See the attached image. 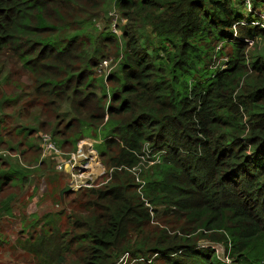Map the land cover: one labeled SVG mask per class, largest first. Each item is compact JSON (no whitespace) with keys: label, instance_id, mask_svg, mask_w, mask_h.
<instances>
[{"label":"trees","instance_id":"obj_1","mask_svg":"<svg viewBox=\"0 0 264 264\" xmlns=\"http://www.w3.org/2000/svg\"><path fill=\"white\" fill-rule=\"evenodd\" d=\"M112 3L117 23L98 30L90 15ZM238 4L0 0V117L18 118L22 134L1 117L0 146L36 163L0 153V264H114L124 252L134 264H264V28L243 23ZM114 27L123 55L107 76L98 69L120 49ZM34 111L37 124L23 123ZM104 129L111 178L61 199L70 174L58 163ZM40 171L63 180L50 204L61 208L17 215Z\"/></svg>","mask_w":264,"mask_h":264},{"label":"rangeland","instance_id":"obj_2","mask_svg":"<svg viewBox=\"0 0 264 264\" xmlns=\"http://www.w3.org/2000/svg\"><path fill=\"white\" fill-rule=\"evenodd\" d=\"M113 5V3L111 5L108 6V8L106 7L105 10H103L102 12L98 13V14H94L91 18V15H90V20L93 24V26L95 28H97L98 30H102V29H99V27L97 25L101 24L102 27H104V22H111L112 25L115 23V21H117V18L115 16H111L109 13H111L110 11V8L111 6ZM238 10L240 11V13L246 17V15L248 14V9L246 8V6L243 4H238ZM251 12V11H250ZM111 17L112 18V21L111 19L109 18ZM255 18V14L254 13H250L249 16L245 19H243V22L246 23L249 22L251 23V20ZM97 23V24H96ZM117 30H118V33L116 35H118L119 37V40H118V47H120L119 50H117V48L111 53L110 57H108L107 59H105L102 63H101V66L100 68L98 69V71H101V69L103 70L102 72H106V75L108 76V74L112 71H114L112 68L114 67L115 69L117 68V64L119 62V60L122 58V55H123V40H121V29L120 27H117ZM94 31V28H90V33H92ZM90 35H83L80 37V39L82 40V42H84V45L85 46H88L90 47L92 45V41L93 39H90ZM263 44V41H261V39L259 40V45L260 47L262 46ZM111 62V63H110ZM110 63V66H108L106 68V66ZM102 72H100L101 74H103ZM7 111V113H11V110L10 109H5ZM38 112L37 111H34L31 113V115H29V117H25V120H22L23 123H25L26 125H35L37 124V119L35 118L37 116ZM1 117L3 118V121L1 123V125L4 127H7V132L10 131L14 137H21L22 134H18L16 131H15V128L18 126V122H19V119L16 118L14 115H1ZM0 117V118H1ZM107 133V129H104L103 132L101 131L100 134L97 135V137H99V139H95L90 141L89 142H93V147L94 149H99V146L103 140V137L105 134ZM45 134V133H44ZM87 142V141H86ZM81 142L78 143V149H79V146ZM91 147V146H90ZM7 150V151H6ZM32 150H35V149H32ZM0 151H2V153H7L9 152V154H12L10 156H14V155H17L18 154V157H19V161L21 162V164H24V165H29V164H26L28 162V160L30 158L33 157V154L29 153L26 157L25 156H22V154L16 152V151H11L3 146H0ZM15 153V154H14ZM95 157V152L92 153ZM97 155L99 156V151L97 152ZM100 158V157H99ZM68 159V158H67ZM65 159V160H67ZM26 160V161H25ZM102 159L100 158V161ZM64 161V160H62ZM85 161V160H84ZM80 162H77V164H79ZM101 163L106 167V165L103 163V161H101ZM36 163L33 161L31 165H29V168H31L33 170V168H35L36 166ZM107 168V167H106ZM37 169V168H36ZM64 172L65 173H68V169L69 167L66 166V168H63ZM108 169V168H107ZM39 171V170H38ZM43 171H40V173H33V175L31 176L30 178V184L31 185H35L36 186V189L34 190V186L30 189L32 192L34 191V194L35 197H34V201L32 200V202L30 203L29 207H27V209H24L26 207V205H23L22 206V202L21 203H18V200H16L15 202V206H16V214L19 215V211L21 212H25L23 213L22 215L25 216L27 214L26 211H29V212H37L38 214L42 215L44 212L46 211H49V210H53V209H59L61 208L60 204L59 203H55L54 206L50 207V204L52 201L55 202V199L58 197V192L55 190L56 186H60L62 183H63V180L62 179H59V181L55 182V181H51V177L48 175V174H44L42 173ZM66 180H67V177H66ZM67 184V183H66ZM65 184V185H66ZM64 185V186H65ZM28 185H26L27 187ZM63 186V187H64ZM25 187V188H26ZM62 187V188H63ZM27 189V188H26ZM37 196H40V198H38ZM61 198V196H60ZM64 198V197H63ZM61 198V199H63ZM39 201V203H38ZM37 202V204H36ZM40 205L41 204V207L40 208H37L36 205ZM38 205V206H39ZM24 207V208H23ZM19 210V211H18ZM70 211V210H69ZM16 238V234H13L11 239H14ZM203 242H206L207 244L209 245H212L213 247H216V251L218 253V256L220 258H228L229 256H227L226 254V248L222 245V243H219L217 244V242L215 241H211V240H200V243L202 244ZM221 244V245H220ZM223 247L225 249H223ZM5 251L3 249H0V260L3 261V262H8L9 261V256L7 255V253L5 254L4 253ZM227 256V257H226ZM229 260V258H228ZM136 261H138V259H135V258H132L130 254H127V253H123L116 261L114 264H134Z\"/></svg>","mask_w":264,"mask_h":264},{"label":"built area","instance_id":"obj_3","mask_svg":"<svg viewBox=\"0 0 264 264\" xmlns=\"http://www.w3.org/2000/svg\"><path fill=\"white\" fill-rule=\"evenodd\" d=\"M243 1L245 3L246 8L248 9V14L246 15L245 18H247L249 16V13H254L255 18L251 22L255 25H258V26H261L264 28V7L255 8L253 6L251 0H243ZM110 11H111V13H109V14L111 16L113 15L117 18V16L115 15V11L114 10H110ZM116 23H117V21H115L113 26H115ZM243 23H245V22H243ZM246 23H247V21H246ZM97 26L100 29L101 24H99ZM114 31L116 33H118L117 27H114ZM249 43L252 44L253 42L249 41ZM225 60L227 61V58H225ZM103 62H105V61H103ZM110 63L106 66V68L108 66L112 67L110 65ZM225 67H227V64L223 62L222 68H225ZM101 71H103V70H101ZM43 137H44V140L47 141L46 142L47 148H52L55 152L60 153V150L55 146L54 143H52L50 141L51 137L49 135L43 134ZM152 150L153 149L151 148V150H149L151 153L150 152L148 153V162L151 164L155 163L157 161H160V159L158 157L160 155V153L156 152L154 154L152 152ZM88 151L89 152H87V149L84 148L83 146H79V149L72 152L67 160L60 161L57 165V168L61 169V170H64L63 168H66V166L69 167V169H68V174H70V182L69 183H70L73 190H79L81 188H89V187H93V186H99V185L106 183L111 178L110 175L113 171V168L107 169L101 163L102 160L100 161V158L97 155L98 150L94 149V147L91 145V147ZM93 152H95V163H96L95 166L92 165V161L94 159L93 154H92ZM0 153H2V151H0ZM3 154H5V153H3ZM156 155H158V156H156ZM77 162H80V163L77 164ZM134 169L137 170V168H134ZM217 244H219V243H217ZM202 245L212 246V245L207 244L206 242H203ZM214 248L217 249L216 247H214ZM223 249H225V248L223 247ZM125 253L129 254V252H124V254ZM228 258H226L227 261H229ZM223 259H225V257Z\"/></svg>","mask_w":264,"mask_h":264},{"label":"crops","instance_id":"obj_4","mask_svg":"<svg viewBox=\"0 0 264 264\" xmlns=\"http://www.w3.org/2000/svg\"><path fill=\"white\" fill-rule=\"evenodd\" d=\"M89 140L90 141H92V140H94L95 141V138H92V137H86V138H84V139H82L80 142H81V146H83L84 148H86L87 149V152H89L88 150L90 149V146L92 145H94L93 144V142H89ZM87 141V142H86Z\"/></svg>","mask_w":264,"mask_h":264},{"label":"water","instance_id":"obj_5","mask_svg":"<svg viewBox=\"0 0 264 264\" xmlns=\"http://www.w3.org/2000/svg\"><path fill=\"white\" fill-rule=\"evenodd\" d=\"M68 165V164H67ZM72 189L70 183H67L61 190H60V196L61 198L64 197L65 192L70 191Z\"/></svg>","mask_w":264,"mask_h":264},{"label":"bare ground","instance_id":"obj_6","mask_svg":"<svg viewBox=\"0 0 264 264\" xmlns=\"http://www.w3.org/2000/svg\"><path fill=\"white\" fill-rule=\"evenodd\" d=\"M93 157H94V155H93ZM95 157H94V159H93V161H92V165H94L95 166Z\"/></svg>","mask_w":264,"mask_h":264}]
</instances>
